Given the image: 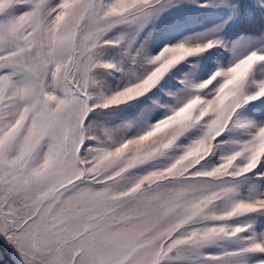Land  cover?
<instances>
[{
    "label": "snow or ice",
    "instance_id": "1",
    "mask_svg": "<svg viewBox=\"0 0 264 264\" xmlns=\"http://www.w3.org/2000/svg\"><path fill=\"white\" fill-rule=\"evenodd\" d=\"M0 264H264V0H0Z\"/></svg>",
    "mask_w": 264,
    "mask_h": 264
}]
</instances>
